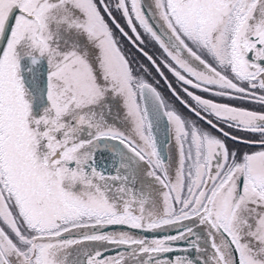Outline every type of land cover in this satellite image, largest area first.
Returning <instances> with one entry per match:
<instances>
[{
  "label": "snow or ice",
  "instance_id": "6c2138e0",
  "mask_svg": "<svg viewBox=\"0 0 264 264\" xmlns=\"http://www.w3.org/2000/svg\"><path fill=\"white\" fill-rule=\"evenodd\" d=\"M0 264H264V0H0Z\"/></svg>",
  "mask_w": 264,
  "mask_h": 264
}]
</instances>
